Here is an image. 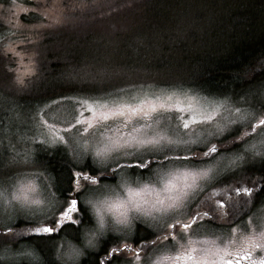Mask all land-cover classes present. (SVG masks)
I'll return each instance as SVG.
<instances>
[{
	"label": "rangeland",
	"instance_id": "374dc122",
	"mask_svg": "<svg viewBox=\"0 0 264 264\" xmlns=\"http://www.w3.org/2000/svg\"><path fill=\"white\" fill-rule=\"evenodd\" d=\"M91 4L92 0H39L38 2H30V0H0V53L10 68V73L7 72V74L5 71H0V77L9 79L8 81L6 80V86L9 88L23 87L27 79L35 74L37 50L42 40L41 34L44 30L56 28L62 22L65 24L68 18L74 20L80 15L93 17L94 21L99 22L100 25H108L111 22L109 15L114 10L123 12L128 7L127 0H119L118 3H115L113 0H103L102 2L94 0L92 8H90ZM10 60L12 61L11 65ZM29 70H31V74H29ZM17 76L23 79V85L16 83ZM145 88L147 89V86ZM185 90L193 98V107L201 111H211V107L207 101L225 99V97L205 95L195 89L185 88ZM149 95H151L150 91ZM204 97L207 100L203 99ZM180 98L184 101V106L186 107L188 101L182 95ZM105 99L108 98L105 97ZM78 101L92 103V99L90 98L69 97L46 103L36 108L24 109L18 104L17 97L10 95L7 91H0V177H5L4 180L0 181V192L4 193L3 198L0 199V220L3 222L5 228L7 226L13 227L18 222L27 224L32 223L34 220H40L41 223H45L51 220L53 215H59V210L64 206L65 199H60L56 194L52 184V176L41 169L39 153L45 147H65L70 152L74 163L78 166H82L87 160H90L93 164L95 158L90 153L84 154L83 156L79 155L80 144L85 140L92 142L94 139H103L105 136L115 138L126 135L133 126L142 129L140 135L151 136L156 132L168 134L170 129L165 128L166 124H170L172 128H175L181 123V121L172 119V117L181 116L189 118L191 115L188 112H161L159 114H153V117L148 121L143 120L140 116H135L131 118L127 127H125V118L110 117L108 121H102L99 119V109H97L96 115L94 116L87 111V108L83 104L78 103ZM123 101L134 103L128 96H124ZM261 102H264V94L263 97L255 94L251 97L241 98L238 101L229 98V104L220 109V113L213 121V125L211 127L206 126L205 132L201 133V138H204L206 132L214 131L217 123L223 127L228 121L236 118L228 110L229 108L233 106L247 107L251 103H257L258 106L254 108L260 110ZM157 115L161 117L159 121L156 119ZM76 116H79L81 120L92 123L94 127L90 128L88 133H85L83 129L87 126L86 124L73 126L75 124L74 117ZM146 123L150 124L151 128L143 127ZM48 125H52V127L49 128ZM105 125L109 127H105ZM236 126L229 125V127L233 128ZM190 131L194 133L199 132L200 126L192 125ZM257 131H259V127ZM90 133L94 134L91 139L89 138ZM60 137L64 139L61 140ZM121 151L137 153L138 151H144V149L133 147ZM237 154L234 152L225 153V156L221 157L218 161L212 178L197 180L194 187L185 189L188 195L184 214L180 218L186 219L187 215L191 212L208 208L212 210V214L209 216V218L211 217L210 220H212L209 223L211 227L196 222L187 233H182L178 230L176 241H163L162 244L151 249L149 256L140 253V264H154L161 255H168L171 259L166 261L165 264H172V257L175 256V253H172L173 250H171L173 246L182 247L177 250V254L179 253L178 255L188 260V252L186 250L188 239L194 241H215L216 247L220 249L227 248L229 252L233 253L241 245L244 237L254 231L258 232L260 230L257 227L258 225L264 226V202H260L262 204L257 205L253 210V207L251 208L253 201L247 205L244 204V201L248 200L249 197L243 194L239 196L236 194L237 188L252 187L253 184L256 185L257 189L259 188L261 181L256 177L250 178L249 176H245L244 172L254 162L261 161L264 158L259 156L253 157L249 153L246 154L243 161H237L235 164H232L231 161ZM112 155L116 154L114 153ZM170 168L177 175L175 177L166 176L163 180L157 175V169H153L152 172H149L145 176L140 175L137 177L132 173L140 169L123 170L130 187L137 190L143 186L148 187L149 191L142 195L141 202L143 207H150L157 199V194L161 198L167 195L162 189L168 179H172L177 187H183L185 183L191 184L190 179L186 182L179 173L193 170V165L187 162L181 165L180 162H177L175 165H171ZM164 171L167 172L168 169ZM217 172L218 174H216ZM110 174L112 178L107 177L103 179L106 183H103V181L100 182V187L104 190L103 194L86 192L81 196L82 203L89 208L93 219V224L85 228L82 234L84 240H86V245L87 240L93 236H95L96 245L109 234H113L117 238L115 230L122 228L121 225L116 224V218L123 209L113 208L109 210L105 207L103 212L105 228L102 235H97V229L99 228L97 217L93 214L92 209L87 203L89 199H107L113 203L126 199L127 194L124 188L120 187L121 176L119 174H101L98 178ZM30 183L35 185L36 190L27 191L26 194L30 199H40L44 204L42 206L43 212L37 208L35 213L29 218L16 211L20 207L19 204L15 201L9 204L8 201L17 193L22 184L27 186ZM89 187L95 188L96 186L89 185ZM152 189L155 191H152ZM219 201H224L223 207L220 206L221 202ZM235 205L239 206V211L235 209ZM220 212L223 216L220 215ZM170 215L171 213L161 214L159 212H153L152 216L155 219H152L151 217H142L140 213L134 210H129V219L133 220L134 217L136 218V220H133V230L129 233V243L134 239L136 225L140 223V220L147 222V227L154 231L155 238V234L162 235L166 227V221ZM140 224L145 225V223ZM28 227L30 228L31 226L29 225ZM232 228L235 229V232H231ZM181 235H184L185 238L181 239ZM230 240L234 242L230 243ZM62 244L66 248V242H63L58 244L57 249L64 252L65 248H61ZM164 245L168 246L164 252L157 250L158 247L162 248ZM194 247L197 251L191 253V255L196 258L199 255L211 257L206 256L201 251V249L212 247L211 245L197 243ZM7 249H10L11 252L4 250L1 255H4V261L8 262H11L10 257L16 252L22 250L31 251L26 247ZM252 256L253 258L264 257V252L256 249L253 251ZM130 257L129 260L134 259V254H131ZM213 257L217 264L220 257ZM24 260L29 259L19 258V261ZM65 260L70 259L65 256ZM30 261H36V259ZM201 261L206 260L201 259ZM121 264H124V262Z\"/></svg>",
	"mask_w": 264,
	"mask_h": 264
},
{
	"label": "trees",
	"instance_id": "16d2710c",
	"mask_svg": "<svg viewBox=\"0 0 264 264\" xmlns=\"http://www.w3.org/2000/svg\"><path fill=\"white\" fill-rule=\"evenodd\" d=\"M113 1L118 3L119 0ZM127 2L125 13L114 10L109 15L108 25L80 15L44 30L37 50L35 74L23 87L15 88L7 87L5 83L9 79L0 77V91L17 97L24 109L69 97L95 98L103 95L104 90L133 83H145V87L182 84L205 95L235 101L255 94L263 97L264 0ZM105 66L116 74L113 78L102 80L97 75ZM9 69L0 53V71L7 74ZM250 105L258 106L257 103ZM39 155L41 169L52 176L53 187L61 199L68 195L69 174L74 165L89 174L97 171L90 160L82 166L75 164L65 147H45ZM251 166L244 175L261 181L256 200L260 205L264 202V159ZM4 179L0 177L1 181ZM83 209L82 224L89 226L93 224L90 212L84 206ZM27 227L18 222L12 228L14 232L23 233ZM6 231L0 220V235ZM59 238L35 239L46 264H59L53 261L50 250ZM133 238L138 242L151 240L154 231L138 223ZM115 240L113 234L102 239V251ZM16 241L14 244L0 241L3 245L0 255L7 248L34 245L27 235L18 236ZM97 261V255H93L83 264H97ZM0 264L11 262L3 260Z\"/></svg>",
	"mask_w": 264,
	"mask_h": 264
},
{
	"label": "snow or ice",
	"instance_id": "6c2138e0",
	"mask_svg": "<svg viewBox=\"0 0 264 264\" xmlns=\"http://www.w3.org/2000/svg\"><path fill=\"white\" fill-rule=\"evenodd\" d=\"M9 50L11 51V49ZM29 74H31V70H29ZM97 75L103 80L111 79L116 74L105 66L97 72ZM16 83L23 85L24 81L20 76H17ZM149 91L151 95H149ZM181 95L188 101L186 107L184 106V101L180 98ZM124 96H128L134 103L124 102ZM105 97L108 99H105ZM90 99H92V103H88V101H78V103L83 104L87 108V111L94 116L96 115L97 109H99V119L102 121H108L110 117L125 118V127H127L131 118L135 116H140L143 120L148 121L153 117V114H159L161 112H188L191 115L189 118L181 116L172 117V119H177L181 123L175 128H172L170 124H166L165 128L170 129L168 134L156 132L151 136L140 135L142 129L133 126L126 135L115 138L105 136L103 139H94L92 142L85 140L80 144L79 155L83 156L84 154L90 153L95 158L93 167L97 171L88 174L84 168H76L74 165V170H71L69 174V194L65 198L64 206L59 210V215H53L51 221L47 223L34 220L32 226L23 233L14 232L11 226H7L6 233L0 235V241L7 244H14L17 242L16 237L21 235L47 236L53 238L63 232L64 228L68 225L81 224L80 197L86 192L103 194L104 190L100 187V180L98 179L101 174H119L121 176L120 187L124 188L127 194L126 199L118 200L114 203L107 199L103 201L89 199L87 201L96 213L99 225L97 235H102L105 228V220L102 214L105 207L109 210L113 208L123 209L116 218V224L121 225L122 228L115 230L117 233L115 242L112 246L105 249L103 258L98 259L97 264H121L122 257L125 253H133L134 259L126 260L124 264H140L141 251H145L151 246H158L163 241H176L178 230L182 233H187L201 216H210L208 211H204L203 213L191 212L187 215L186 219L180 218L184 214L188 195L185 189L194 187L197 180L212 178L218 161L221 157L225 156V153H238L231 161L232 164H235L237 161H243L246 154L249 153L253 157L259 156L264 158V102H261L260 110H256L252 105H248L247 107L233 106L229 108L228 110L236 118L228 121L223 127L217 123L215 130L206 132L202 139L201 133L205 132L206 126L211 127L213 125V121L220 113V109L229 104V98L225 97L224 100L207 101L211 107V111H201L193 107V98L189 96L188 91L185 90L182 84L159 87L157 90L155 84H148L146 89L145 83H133L128 87L116 86L115 90H104L103 95ZM203 99L207 100L206 97ZM74 119L75 124L73 126L87 125L83 129L85 133H88L89 129L94 127L92 123L81 120L79 116L74 117ZM156 119L159 121L161 117L157 115ZM192 125H199L200 131L195 133L190 131ZM229 125L237 126L233 128L229 127ZM48 127L51 128L52 125H48ZM105 127L109 126L105 125ZM143 127L151 128V125L146 123ZM258 127L259 131H257ZM93 135L90 133L89 138L91 139ZM60 139L63 140L64 138L60 137ZM133 147L137 149L143 148L144 151H138L137 153L121 151ZM114 153L116 155H112ZM177 162H180L181 165H184L185 162L193 165V170L179 173L186 182L190 179L191 184L185 183L183 187H177L172 179H168L162 189L167 195L161 198L157 194V199L150 207H143L141 202L142 195L149 191L148 187L143 186L139 190L130 187L123 170L145 169L152 172L153 169H157V175L163 180L166 176L175 177L177 175L170 168L171 165H175ZM165 169H168V171L165 172ZM89 185H95L96 187L92 188ZM35 190L34 184L30 183L27 186L22 184L8 203L11 204L12 201H15L20 206L16 211L29 218L35 213L37 208L43 212L42 206L44 202L40 199H30L26 194L27 191ZM152 191L155 190L152 189ZM256 191V185L253 184L252 187L237 188L236 194L238 196L243 194L249 197L248 200L244 201V204L247 205L252 202ZM52 195L54 196V194ZM3 196L4 193L0 192V199ZM220 206L223 207V204ZM129 210H134L140 213L142 217H151L152 219H155L152 216L153 212H159L161 214L171 213V215L166 221V227L162 235H157L148 244H137L136 247H133L129 243V233L133 230V220H136V218L134 217L133 220L129 219ZM139 222L145 223L147 226L146 221L140 220ZM257 227L260 230L258 232L254 231L244 237L241 245L237 248L234 254L235 264H239L242 260L249 261V264H264V257L253 259L252 256L253 251L256 249L264 252V226L258 225ZM231 232H235V229L232 228ZM184 238V235H181V239ZM233 242L230 240V243ZM197 243L212 246L201 249L206 256H218L221 253L229 257L233 256V253L229 252L227 248L220 249L216 247L215 241H194L188 239L186 249L188 252L187 258L192 260L193 264H216L215 260L201 261L191 255V253L197 251L194 247ZM0 247H3V245L0 244ZM87 247L95 249V236L87 240ZM167 247V245H164L162 248L158 247L157 250L164 252ZM61 248H65V245L62 244ZM5 251L11 252L10 249H5ZM57 252L58 259L61 260L62 264H64L65 256L72 261V264H76L78 258L83 255L79 248L68 242H66L64 252H61L59 249H57ZM19 258L29 260L37 259L32 251L22 250L11 255V264H20ZM4 259L5 256L0 255V261ZM169 259L171 258L168 255H161L154 264H165ZM227 264H234L233 259H229Z\"/></svg>",
	"mask_w": 264,
	"mask_h": 264
},
{
	"label": "flooded vegetation",
	"instance_id": "af4514ba",
	"mask_svg": "<svg viewBox=\"0 0 264 264\" xmlns=\"http://www.w3.org/2000/svg\"><path fill=\"white\" fill-rule=\"evenodd\" d=\"M251 168H252V166H251ZM141 170L144 172L145 175L149 173V171H147L145 169H141ZM106 178L107 177L105 176V177H100L98 179L101 182L103 179H106ZM256 200H258L257 199V192L254 193V197H253V200H252L253 202L251 204V208L252 207L255 208L258 205V202ZM219 202H221V204H224V201H219ZM83 206L84 205L82 203V198L80 197L81 219H82V217L85 216L84 215L85 212H84ZM235 207H236L237 211L240 210L239 206L235 205ZM241 210H242V208H241ZM204 211H208L210 213V215L212 214V210L208 209V208L200 209L197 212L203 213ZM220 215L223 216L221 214V212H220ZM247 215H251V214H247ZM90 217H91V215H90ZM210 218L209 217H205V216H201L198 219L197 222H199L201 224H204V225H208L209 227H211L209 225V223L212 222V220H210ZM92 222H93V219H92ZM91 225H89V226H91ZM89 226H84L81 223L79 225H68L67 227H65L63 232L59 233L56 236V238H59V237L60 238L54 244L52 249L50 247L51 252L53 251V253H52L53 261H56V263L62 264L61 260L58 259L57 246H58V244L63 243V242L71 243V244L75 245L77 248H79L82 251L83 255L78 259L76 264H83V262L85 260L89 259L93 255H97L98 259H102L104 251H105V250L102 251V249H101L102 240L99 243H97L95 249H92V248H88L87 247L86 240H84V237L82 236V234L84 232V229L89 227ZM72 227H74L76 230H73ZM29 237L32 238V242L34 243V245L28 244L27 248L30 249L34 253V255L36 256L37 259H36V261H30V260L19 261L20 264H46V262H44V260H42L43 258H42L41 253L38 250V245H37L35 239H37V238H48V237L47 236L37 237V236H34V235H27V238H29ZM151 240H153V239H151ZM151 240H146V241L144 240V241H140V242L132 240L131 244H132L133 247H136L137 244H148ZM110 246H112V245H109L107 248H109ZM152 248H155V246H151V247L147 248L145 251H143V252L141 251L140 253L149 256L150 253H151V249ZM175 248H177L176 251H175ZM180 248H182V247H174V246L171 247V250H173L172 253H175V256L172 257V260H171L172 264H193L192 260H189V259L186 260V258L184 259V258L181 257V255H178L179 253L177 254V250L180 249ZM131 254H133V253H125L124 256L122 257V262H125L126 260H129L131 258L130 257ZM234 254H235V252H233V256L232 257H229V256L223 255V253H221L220 255L217 256V258L220 257V259L218 260L217 264H227V261L229 259H233L234 264H235ZM177 257H179V259H177ZM193 257H195V256H193ZM197 259H199V260L204 259V260L208 261V260H214V257L213 256H211V257H203V256L199 255V257H197ZM253 259H258V258H253ZM64 264H72V262L70 260H64ZM239 264H249V261L242 260V261L239 262Z\"/></svg>",
	"mask_w": 264,
	"mask_h": 264
},
{
	"label": "clouds",
	"instance_id": "9594fccd",
	"mask_svg": "<svg viewBox=\"0 0 264 264\" xmlns=\"http://www.w3.org/2000/svg\"><path fill=\"white\" fill-rule=\"evenodd\" d=\"M101 201H103V200H101ZM89 205V204H88ZM90 206V205H89ZM90 208L92 209V207L90 206ZM92 211H93V214L96 216V213H95V211L92 209ZM103 212H104V210H103ZM103 214V213H102Z\"/></svg>",
	"mask_w": 264,
	"mask_h": 264
}]
</instances>
